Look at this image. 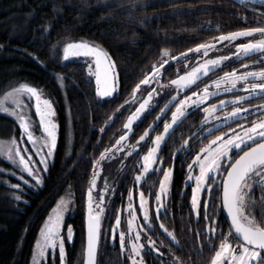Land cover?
Masks as SVG:
<instances>
[{"label": "trees", "instance_id": "trees-1", "mask_svg": "<svg viewBox=\"0 0 264 264\" xmlns=\"http://www.w3.org/2000/svg\"><path fill=\"white\" fill-rule=\"evenodd\" d=\"M255 5L261 4L255 2ZM251 7L250 2L237 0H0V45H3L0 47V101L5 93L20 84L36 86L53 101L58 122L54 156L42 173L43 184L35 186L25 183L31 181L30 177L9 159L15 155V144L22 142V130L14 118L0 110V145L7 143L11 148L7 154L0 146V264H30L39 230L64 194L74 202V211L65 217L61 230L65 258L60 259L59 249L50 250L43 264H83L87 190L94 177L93 214L100 216L98 264H130L117 234L112 243L111 228L117 216L121 219V228L126 224L129 212L125 206L131 189L139 217V193H145L150 205L158 194V179L151 180L153 172L145 174L136 184L135 177L141 169L131 161H136L139 152L132 156L129 149L165 100L166 92L161 90L160 81L177 75L180 56L189 48L212 44L238 26H264L242 19L245 15L251 17ZM75 40L101 46L116 62L123 96L115 94L100 100L84 62L62 61L63 47ZM165 50L176 59L164 65L158 84L142 85L147 91L151 87L158 90L146 112L147 120L139 128L134 125L135 138L132 133L118 146L119 151L113 149V154L101 159L104 148L111 147L123 134L121 129L131 113L129 109L134 111L138 104L125 105L116 115L113 111L129 98L128 92L152 65L167 58ZM108 116H112V122L105 123ZM202 118L203 113L198 109L182 120V159L169 165L173 168L172 180L163 202L167 205V214L153 215L154 231L148 233L142 230L143 219L138 217L137 221L144 241L145 236L151 237L160 245L164 259L171 252L180 256L184 264H210L220 243L215 239L205 245L207 236L199 235L208 225L197 223L198 217L191 207L193 184L187 183L188 164L214 137L192 134ZM147 142L141 143V149H147ZM174 147L171 140L164 145L161 156L166 164ZM96 161H100L98 166ZM21 175L24 180L19 179ZM17 184L21 185L19 189L15 187ZM205 199L210 213L213 203L217 209L221 207L219 197L213 202L203 194L202 200ZM164 211L161 208V213ZM212 219L220 225L217 233L223 231L227 235L229 226L223 214L218 213ZM161 223L175 233L182 251L177 250L176 241L159 227ZM69 226L73 232L71 240L67 238ZM153 257L145 256L148 264H156Z\"/></svg>", "mask_w": 264, "mask_h": 264}, {"label": "snow or ice", "instance_id": "snow-or-ice-1", "mask_svg": "<svg viewBox=\"0 0 264 264\" xmlns=\"http://www.w3.org/2000/svg\"><path fill=\"white\" fill-rule=\"evenodd\" d=\"M252 5L251 17L243 16L242 19L247 23L264 25V4L259 6L255 5V0H250ZM131 11V9H129ZM253 34L259 35L261 39L256 40ZM237 37H249L250 42L247 44H238L236 47L241 54H247L254 49H264V26L260 27H242L238 26L235 31H228L226 34H222L219 37V41H227L231 43L235 41ZM3 47V45H0ZM214 45L208 43L197 44L195 49L189 48L188 52L200 53L203 52L204 56H207L208 52ZM84 55L86 57H93L95 67L89 65L88 71L95 75L97 92L101 97H109L114 93L118 97L123 96V92L120 91V72L117 70L116 62L112 61L106 52L102 51L99 47H93L87 42L80 43H68L64 47V57L67 59L69 56ZM165 59L158 62L157 65H152L147 70V74H143V78L139 80V83H135V86L128 92V99L124 100V103L119 105L114 111L113 115L120 113V110L125 105L138 104L134 111L126 117V123H123L121 131L123 134L119 135V139L115 141L111 147H105L104 151L100 153L101 159L106 155L113 154V149L119 151V147L123 142L128 139V134L133 132L134 124L136 121V127L139 128L144 121L148 118L146 109L150 107V102L157 94V89L152 88L151 91L142 88V85H152L153 82L159 83L158 77L161 75L164 65L169 64L170 60L176 59L169 56L167 50H165ZM187 54L182 53L180 56L181 61L187 60ZM227 59L224 56H217L215 59H205L202 63H199L197 67L192 68L191 72H185L183 76H178L177 79L171 81L170 86H175L177 90V96L172 98L173 101L177 100V97L181 95V90L188 89L189 85L194 84L201 75H204L212 68L209 66H219L223 60ZM247 67V66H245ZM264 78V69H260L259 72H237L233 69L231 72H224L223 76L217 80L212 81L216 89H221V83L228 85L222 89L227 92L231 88L235 87L237 80H244L247 82L249 76H257ZM22 89H26L27 92L36 97V112L39 115L40 123L43 126V132L47 134V150L41 148L37 155L41 159V163L44 166V170H47L49 158L54 156L55 149L57 147V129L58 125L54 117L56 116L55 108L50 100L41 101L40 96L37 94V90L34 87L28 85H22ZM253 90H264V82L254 84L251 86ZM15 91V90H14ZM147 91V98H144V93ZM214 92H209L208 86L205 85L203 90H197L191 92V95L184 94L182 99L178 100L175 105V111L171 112V122L165 121L163 124V133L156 135L155 147L148 150L147 154L143 157V170L135 177L136 181H140L141 177L145 173L149 172V168L158 162V157L155 156L158 149L161 146V142L165 139L164 134L169 132V129L173 128L177 124L178 120L185 115L191 107L203 105L210 96H214ZM244 97L236 96L235 101H241ZM233 101V102H235ZM171 103V102H170ZM224 101H219L221 106L224 105ZM217 105L211 104L204 109L206 113H213L216 110ZM165 109H169V104H165L164 108L160 111L167 115ZM258 112H264V106L257 108ZM246 109L243 107H233L231 112H227L226 116L228 120H231L236 124V128L228 126L227 132H222L220 135H216L214 139L210 140L206 145L200 148V151L196 154L192 163L188 164V180H194V186L191 187V207L197 209L196 215L198 217V224H207V230L201 231L199 235L207 236L204 241L205 245L211 244L215 239H219V247L215 250L214 256L211 258L210 264H264V220L257 222L251 211L246 209L249 207H255L259 204L264 207V116L258 117L252 121L250 125L238 123V119H245L247 117L243 115ZM142 114H144L142 116ZM119 118V117H117ZM112 116H108L105 123L112 122ZM161 117H156L153 124H149L148 127L155 130L154 125L156 121ZM208 120V116H205V121ZM223 124H215L211 129L207 131L211 134L217 128L222 127ZM22 127L27 130L28 125L22 124ZM104 129H101L103 132ZM149 137V132L145 131L143 135L139 136V141H145V138ZM28 138L32 139V133L28 132ZM135 138V133H133ZM188 141H185L187 144ZM23 152L27 153L28 158H25L24 154H21V148L17 147L15 155L9 157V159L15 160V156L19 157V163L23 166V170L30 176H33L37 182L41 181V175L38 169L33 168L34 161L31 159V153L27 152V146L23 147ZM100 161H96L98 165ZM198 166V174H192L193 169ZM155 171V168H153ZM163 173V179L159 182V194L155 195V200L158 205L156 209V216L167 214V205L161 204V199L164 193L168 191V186L172 180L173 168L169 166L167 170L160 169ZM19 179L24 180V176H19ZM25 183L31 184V181H25ZM17 189L21 185H15ZM95 187V177L93 178L92 185L88 189L89 199V217H88V237H87V249L86 257L83 260V264H98L96 258V245L99 239V217L98 214H93L92 208V189ZM257 189L259 190V198L256 199ZM222 190V191H221ZM107 191V189H106ZM210 198L213 202L219 197L221 200V207L216 208L213 203V212L208 211L207 199L201 200V194ZM139 207L144 210L143 219L149 223L143 225L146 231H154L152 227V221L155 217L150 216L148 207L145 202V193L140 192ZM132 196L129 195L128 208H132ZM161 208L165 211L161 213ZM226 213L227 219L230 220L229 232L226 235L223 231L217 233L219 229V223H215L212 217L216 214ZM129 215L135 219V214L129 211ZM52 217H49L51 222ZM63 221L62 215H57L55 223H49L47 230H41L44 237L43 242L37 241V248L39 254L42 256L47 246L51 245L55 250L56 242L59 240V254L60 259L64 260V239L59 235V226ZM121 219L116 217V225H120ZM131 223V221H129ZM160 228L168 233L172 241H176L175 247L178 251H182L179 241L176 240V235L173 232H169L168 228L163 223L159 225ZM118 229L113 228V239H116V233ZM73 232L71 226L68 227L67 238L71 240ZM133 243L127 251V255L131 261V264H146L144 260L145 256L151 255L153 249L155 251L154 260L156 264H184L180 256H176L174 253L169 252V259H164V253L161 248L156 245V242L149 236H145L146 244H137L136 240L140 239V232H136L132 237ZM119 245L121 249L127 247L125 234L119 233ZM147 245H151V248H147ZM215 247V245H213ZM53 258H55V251H53ZM127 264V262H125Z\"/></svg>", "mask_w": 264, "mask_h": 264}, {"label": "flooded vegetation", "instance_id": "flooded-vegetation-1", "mask_svg": "<svg viewBox=\"0 0 264 264\" xmlns=\"http://www.w3.org/2000/svg\"><path fill=\"white\" fill-rule=\"evenodd\" d=\"M256 40L261 39L259 35L253 34ZM249 37H237L235 41H232L231 43H228L227 41H221L220 43H217L218 40H216L214 43L210 45H214V47L211 48V50L208 52L207 56H204L203 52L201 51L200 53H189L187 54L188 59L185 61H181V63L178 66V70L176 71L177 75L173 78L168 79L167 81H162V91L166 92V95L163 97L165 98L164 102L162 105L159 107L158 111L153 117V121H151L149 124L153 123L156 120V116L158 112L163 108L165 103L173 96L177 95V90L175 86H170V81L180 75H183L185 72H190L192 68L197 67L199 63H202L203 60L205 59H215L217 56H224L227 57V59L223 60L219 66H211L212 71L208 72L203 76V78L199 81H197L195 84L190 85L188 89H183L181 90V95L177 97L176 102L170 109V111L167 113L165 118L158 124H156L155 130L153 133L146 138V140L143 142H147L148 147H154V141L155 137L158 134L163 133V124L165 121L171 122V112L175 111V105L178 103L179 99L183 98L184 94L191 95V92L199 90H203L205 85L208 86L209 92H214L215 95L209 97L207 103L204 102L203 105H198L191 107L187 112H185V115L178 120L177 124L173 126V128L169 129L168 133H165L164 136L166 138L165 143L168 140H171L174 142V149L171 152V155L169 156L170 159V165H174L176 162L180 161L182 159L181 155V150H182V145H183V130H182V120L183 118L192 113L193 115L198 111H202V108L205 107L207 104L208 106L211 104H216V110L215 112L212 113L213 118L209 119L208 121L204 122L202 124V121L200 125L195 128L192 134L198 133V135H207L209 132L207 131L208 129H211L213 125L215 124H223L222 127L217 128L215 131L211 133V135H220L222 132H227L228 131V126L231 125L232 128H236V124L233 123L231 120L227 119L226 113L231 112L233 107H243L246 109V112L243 113L244 116L247 117V120L245 119H238V123L244 125L248 124L250 125L252 121L256 120L258 117L264 116V112H258L257 108H260L261 106H264V90L261 89H252V85L249 86L250 84H258L261 82H264V79H257V78H249L247 82H244L243 84L238 83L235 85L234 88H231L230 91H223L225 87H228V85H225L221 83V89L218 90L216 89L215 85L212 83V81L217 80L218 78L222 77L224 72H231L233 69H235L238 73L239 71H251V72H256L254 70H257V68H264V52H260L257 54H241L239 49L236 47L238 44H247L250 42ZM247 66V67H245ZM160 80V78H159ZM154 83V82H153ZM153 87L150 88L151 91ZM236 96H242L244 97L243 100L241 101H235ZM147 97V92L144 94V98ZM223 100L225 103L223 106L219 104V101ZM153 101V99H152ZM151 101V102H152ZM235 101V102H233ZM150 102V103H151ZM158 104V103H157ZM156 104V105H157ZM155 105V106H156ZM150 108V107H149ZM146 109L145 111L147 112ZM153 107H151L152 109ZM203 113V111H202ZM203 119V118H202ZM136 124V123H135ZM148 127V126H147ZM146 127V128H147ZM145 131V130H144ZM143 131V132H144ZM141 132L136 138L135 142L130 146L129 149V154L132 156L138 155H145L144 148L141 149V143L137 142V138L143 133ZM133 133V132H132ZM132 135V134H131ZM130 135V136H131ZM129 136V137H130ZM164 145L162 146L160 151H157L155 154L156 157H158V162L152 166V168H155V170L161 168L162 165L165 164V162L161 161V155H162V150L164 148ZM135 146H138V149L135 151L134 154H131V149ZM175 150V151H174ZM137 155V156H138ZM136 156V157H137ZM179 159V160H178ZM132 165H136V161L134 162L131 161ZM168 168L169 166H165V168ZM153 170V169H152ZM155 178V177H154ZM258 190V189H257ZM256 198L258 200L259 198V190L256 193ZM139 202V200H138ZM259 205V204H258ZM150 214V210H148ZM263 212V211H261ZM141 216V215H140ZM264 216V215H263ZM142 217V216H141ZM149 223V222H148Z\"/></svg>", "mask_w": 264, "mask_h": 264}, {"label": "rangeland", "instance_id": "rangeland-1", "mask_svg": "<svg viewBox=\"0 0 264 264\" xmlns=\"http://www.w3.org/2000/svg\"><path fill=\"white\" fill-rule=\"evenodd\" d=\"M237 1H240V2H250V0H237ZM80 42H87V43L91 44L93 47H99L102 51L106 52L101 46H99L97 44H94V43H91V42L86 41V40H75V41H70L68 43H80ZM68 43H66V44H68ZM64 47H63V51H62V61L63 62H66V61H83L84 62V66H85V69L87 70V73L89 75H91L93 77V79H94L95 87H96V94H97V97L100 100H105V99H108V98L112 97L113 95H115V93H114L112 96H109V97H101L99 95V93L97 92V84H96L95 75L89 73V71H88L89 65H92L93 68L95 67V63H94V58L93 57H86L84 55H79V56H69L67 59H65V57H64ZM107 55H108V53H107ZM108 57L110 58L109 55H108ZM260 69H264V68H260L259 67V68H257V70H254V71L259 72ZM239 72H244V70L239 71ZM248 72H251V71H248ZM249 78L264 79V78L260 77L259 75L255 76V77L249 76L248 79ZM244 82H245L244 80H237L236 81V84H238V83L243 84ZM160 84H161V86L163 85L162 84V81H160ZM22 85H28L29 87L36 88L37 94L40 96L41 101H43L45 99L50 100L52 103H53V101L48 96V94L45 93L43 90H41L40 88H38L36 86L27 84V83L20 84L15 89H12V90L8 91L7 93H5L2 96L1 101H0V110L3 113H5L6 115H9L12 118H14L18 122V124L20 125L21 130H22V136H23L22 142H21V144H19V143L15 144L16 146H15L14 149L16 150L17 147H20L21 148V154H24L25 155V158L27 159L28 158L27 153H24L23 152V147L24 146H27V152L32 154L31 155V159H32V161L35 162L34 165H32V166H33L34 170L35 169H38L39 170V173L41 175V181L40 182H37L34 179L33 176H30L27 172H25L23 170V166L19 163V157L18 156H15V160H13V161H15V163L17 165H19V167L28 175V177H30L31 183L33 185H35V186L36 185L41 186L43 184V175H42V173L44 172V166L41 163V159L37 155V152L41 148H43L45 151L47 150L46 141H47L48 137H47V134L43 132V126L41 125L39 115L36 112V108H35L36 97L30 95L27 92L26 89H22V87H21ZM251 85H254V84H250L249 86H251ZM207 101H205V103H207ZM53 107L55 108L54 103H53ZM207 107H208V105L206 104L205 107L202 108V111H203L202 124L204 122H206L205 121V116H208V120L213 118L212 113H206L204 111V109L207 108ZM54 119L56 120V123L58 125L57 116H55ZM23 123H26L28 125L27 130H25V128L22 127V124ZM28 132H31L32 133V139L31 140L28 138ZM214 137H213V139H214ZM57 140H58V129H57ZM210 140H212V139H210ZM0 146H1V148L3 150H5V152L7 154H10L11 153V148L9 147V145H7V143L6 144L2 143ZM149 149H151V147H147V149L144 150L145 151V155L147 154V152H148ZM145 155H138L136 157V165L135 166L137 168L141 169V171L143 170V157ZM195 157H196V155H195ZM195 157L191 160L190 163L193 162V160L195 159ZM51 160H52V157L49 158V162ZM161 161L162 162H165V164L162 165L160 169L167 170V167L165 168V166H169L170 165V162L168 164H166L165 158L163 156H161ZM152 169L153 168L150 167L149 168V172H148V173L153 172V175L151 177V180L152 181H155L156 179H158L157 182H160L163 179V173H162V171H160L159 167L155 171H153ZM198 170H199L198 169V166L195 169H193V171H192L193 176L196 175V174H198ZM188 173H189V169H188ZM145 174H147V173H145ZM142 178H143V176L141 177V179ZM137 183H138V181H136V184ZM187 183H192L193 186H194V180H192V181L188 180V174H187ZM170 184L168 186V191L166 193H164L163 196H162L161 204H163V202L165 201V198L168 195V192H169V189H170ZM129 192H130L129 195L131 194V196H132V200H131L132 208H131V210L128 208V204H129V196H128L127 197V202H126V206H125L126 208L125 209L128 212L129 211L133 212L135 214V219H133L132 216L128 215L127 216V219H126V224L124 225L123 228H121V225H118V226L116 225V220H115V223L113 224V226L111 228V232H112L111 241H112V243H113V228H117L118 229V231L116 233L118 235V241H119V233L120 232H123L125 234V239H126V242H127V247L124 248V249H122V250H123L124 254L127 257H128V255L126 253H127L128 249L131 247L132 243L134 242L133 239H132V237L135 236V233L136 232H140V239L139 240H136L135 243H137V244H146L147 243L146 241H144L142 239L143 232L138 228L139 227L138 226L139 223L137 221H138L139 215L136 214V212H135V209H136L135 195H134L132 189ZM158 194H159V187H158ZM202 196H203V193L201 194V200H202ZM145 202H146V205L148 207V210H150V214L149 215L150 216L156 215V209L158 207V205L156 203V200L153 203H151V205H150L148 203V201H147V198L145 197ZM73 203L74 202L72 200V197L69 196L68 194H64L63 196H61L58 199V201L56 202V204L54 205V207L52 208V210L50 211V213L46 217L45 221L43 222V224L41 226V229L39 230L37 239H36L35 244L33 246V251H32V254H31V258H30V264H43V262L46 260V257H47L48 252L50 250H53V249H52L51 245H49V246H47L45 248L44 253H43L42 256L39 254V250L37 248V243L36 242L38 240L41 241V242H43L44 237H43V235L41 233V230L44 229L46 231L47 230V226L49 225V223H53L54 224L57 215H62L63 216V221H62V223L59 226V235L61 237V230H62V227H63V223H64V220H65V217L67 215H69V214H72L73 211H74V204ZM139 203H140V196H139L138 205H139ZM193 210L195 212H197V209H194L193 208ZM247 211H251V213L253 214V216L255 217V219H256V221L258 223L261 222L262 220H264V216H263L264 215V207H261L260 205L257 204L255 207H249V208H247L246 209V212ZM261 211H263V212H261ZM139 213L142 216V217H139V219H141V221H142L143 216H144V210L142 208H140V207H139ZM49 217H52L51 222L49 221ZM129 221H131V223H129ZM143 221L145 222L144 225L148 224V221H145L144 219H143ZM139 222H140V220H139ZM136 226H137V228H136ZM142 230L144 232H147L148 233V231H146V229L144 227H142ZM156 245L158 247H160V245L157 242H156ZM147 248H151V245H147ZM55 249H59V240H57V242H56ZM152 255H155L154 249H153L152 254L151 255H148V257H150ZM128 259H129V257H128ZM144 260L146 261V264H148L149 261L147 259H145V257H144ZM129 262L131 264L130 259H129Z\"/></svg>", "mask_w": 264, "mask_h": 264}, {"label": "water", "instance_id": "water-1", "mask_svg": "<svg viewBox=\"0 0 264 264\" xmlns=\"http://www.w3.org/2000/svg\"><path fill=\"white\" fill-rule=\"evenodd\" d=\"M257 4H264V1H260V0H257V1H255ZM220 37V36H219ZM219 37H218V41H217V43H220L221 41H219ZM195 49V48H194ZM260 52H264V49H259V48H257V49H254V50H252L251 52H249L250 54H257V53H260ZM189 53H192V52H187L186 54H189ZM209 67H211V66H209ZM191 72V71H190ZM207 74V73H206ZM184 75V74H183ZM183 75H180V76H183ZM203 76H205V74L204 75H201L200 77H199V79L197 80V81H199V80H201L202 78H203ZM175 79H177V77L176 78H174V79H172L171 81H173V80H175ZM171 81H170V84H171ZM196 81V82H197ZM195 82V83H196ZM194 83V84H195ZM193 85V84H192ZM190 86V85H189ZM174 96H177L176 94L175 95H173L165 104H169V109H165V111L168 113L169 111H170V109L172 108V106L174 105V103L176 102V100L175 101H173L172 100V98L174 97ZM147 98V97H146ZM171 102V103H170ZM139 105H137V107H138ZM163 108H164V106H163ZM162 108V109H163ZM131 114V113H130ZM129 114V115H130ZM165 116L166 115H164V113H162L161 111H159L158 112V114H157V116L156 117H161V119L160 120H158V121H156V124H158V123H160L164 118H165ZM127 121L125 120L124 121V123H126ZM136 123V121H134L133 122V124H135ZM151 124H153V123H151ZM156 124L154 125V128L156 127ZM145 131H148L149 132V136L153 133V129H151V128H149V127H147L146 129H145ZM144 131V132H145ZM143 132V133H144ZM143 133L141 134V135H143ZM132 134V132L131 133H129L128 134V137L130 136ZM146 138H148V137H146ZM146 138H145V140H146ZM166 141V138L161 142V146H160V148L158 149V151H160L161 150V148H162V146L164 145V142ZM137 142L138 143H142V142H144V141H139V137L137 138ZM138 149V146H135V147H133L132 149H131V154H134L135 153V151ZM98 166V165H97ZM94 175L96 174L95 172L93 173ZM92 185V184H91ZM222 191V190H221ZM87 193H88V190H87ZM91 203H92V201H91ZM92 208H93V206H92ZM94 215H97V214H94ZM223 216H224V218H225V220H226V222H227V224H228V226H230V220L229 219H227V217H226V213H223ZM88 217H89V199H88V195H87V201H86V211H85V253H84V259H85V257H86V249H87V237H88ZM98 217H99V230H100V216H99V214H98ZM98 241H99V239H98ZM98 241H97V245H96V257H97V250H98Z\"/></svg>", "mask_w": 264, "mask_h": 264}]
</instances>
